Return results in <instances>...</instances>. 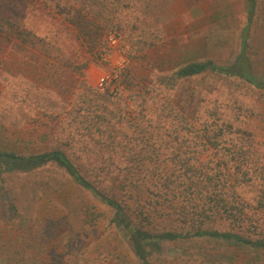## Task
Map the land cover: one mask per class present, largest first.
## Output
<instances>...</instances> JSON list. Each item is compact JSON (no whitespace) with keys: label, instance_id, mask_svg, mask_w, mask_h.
Returning a JSON list of instances; mask_svg holds the SVG:
<instances>
[{"label":"rangeland","instance_id":"obj_1","mask_svg":"<svg viewBox=\"0 0 264 264\" xmlns=\"http://www.w3.org/2000/svg\"><path fill=\"white\" fill-rule=\"evenodd\" d=\"M72 8L99 22L97 42L69 20ZM245 10V0H0V150H60L95 188L140 200L138 210L153 214L155 225L168 215L174 230L190 228L181 214L192 223L201 212L212 218L209 229L231 230L217 218L221 206L208 205L217 194L244 211L257 237L264 233V91L210 73L175 76L189 62H230ZM260 23L249 43L264 78ZM105 50L122 56L117 69L100 60ZM90 64L108 71L112 89L88 83ZM112 214L52 163L3 174L0 264H138ZM154 264H264V255L177 240Z\"/></svg>","mask_w":264,"mask_h":264},{"label":"trees","instance_id":"obj_2","mask_svg":"<svg viewBox=\"0 0 264 264\" xmlns=\"http://www.w3.org/2000/svg\"><path fill=\"white\" fill-rule=\"evenodd\" d=\"M245 4V24L240 33L239 47L234 58L227 63H217L212 60L189 62L175 72L177 79H188L210 73L226 78H237L260 91H264V78L255 70L256 68L251 57L253 52H251L252 48L249 43L251 29L255 25V22L261 21L257 25L258 32L256 35L258 33L264 35V0H245ZM259 5L262 7H260V14H263V18L257 20L256 12ZM71 10L74 14H83L77 16L73 14L69 20L80 29L84 37L97 42L100 36L98 35V30L101 28L99 22L91 19L84 11V8H72ZM109 33H113V31L110 30ZM257 41L260 42L261 40L257 38ZM204 128L207 130L208 126H204ZM224 131L220 130L219 135ZM209 137L206 136V141L215 147L216 143L209 139ZM50 163L64 170L75 184L88 191L93 197L103 202L113 211L110 222L124 236L138 264H154V257L160 255L165 243L190 239L222 242L245 254L252 256L255 254L256 258L261 254L264 255V233L257 234V237L254 238V234H256L255 229L257 228L256 224L253 222L247 223L244 211L236 209V211H233V208L230 206L231 204L228 203L225 197L220 196L217 198V194L216 197L210 195L208 197V205L210 207L215 206L216 208L219 205L221 206L220 214H218L217 218L218 220L227 222L231 230L219 231L209 229L208 222L210 220L212 221V218L206 216L204 212L198 215V221H193L192 223L186 214H181V224L188 225L190 228L186 230H174L166 228L167 221H165L166 219L164 217H168V215H164V217L163 215L159 216L163 220L161 223L164 224L155 225L154 220L156 221V217L153 214L143 211L142 206L138 210L140 200L135 199L131 203L124 197L123 202L95 188L81 175L74 164L60 150L28 155H21L14 151L0 150V176L10 173L27 174ZM124 185L131 186L130 184ZM126 188L136 189L134 186ZM242 231H245L244 234ZM249 233L252 236H249Z\"/></svg>","mask_w":264,"mask_h":264},{"label":"crops","instance_id":"obj_3","mask_svg":"<svg viewBox=\"0 0 264 264\" xmlns=\"http://www.w3.org/2000/svg\"><path fill=\"white\" fill-rule=\"evenodd\" d=\"M122 56H119L117 54V51H111L109 56H107V59L105 62L108 63V67L111 69V70H115L118 68V66L120 65V63L122 62ZM91 70H95L97 73L93 74L91 72ZM103 70H106L104 67H102L101 65H97V64H90L89 67H88V83H93L95 82L96 83V80L99 76L101 75H106L105 73L108 74V71H103Z\"/></svg>","mask_w":264,"mask_h":264},{"label":"built area","instance_id":"obj_4","mask_svg":"<svg viewBox=\"0 0 264 264\" xmlns=\"http://www.w3.org/2000/svg\"><path fill=\"white\" fill-rule=\"evenodd\" d=\"M108 38V44L109 45H113V44H116L117 40L115 38V35H112V34H108L107 36ZM111 51H106L101 55V58L100 60L105 62L106 59H107V56H109ZM95 86L97 89L101 90V91H104L106 89H112V84L109 83V79H108V76L107 74L106 75H101L97 78L96 80V83H95Z\"/></svg>","mask_w":264,"mask_h":264}]
</instances>
